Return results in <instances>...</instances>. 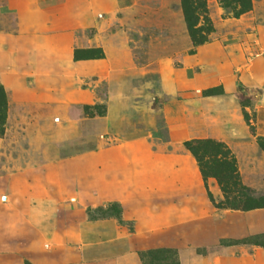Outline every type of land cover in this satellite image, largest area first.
<instances>
[{
    "label": "rangeland",
    "instance_id": "374dc122",
    "mask_svg": "<svg viewBox=\"0 0 264 264\" xmlns=\"http://www.w3.org/2000/svg\"><path fill=\"white\" fill-rule=\"evenodd\" d=\"M185 1L0 0V264H264V0Z\"/></svg>",
    "mask_w": 264,
    "mask_h": 264
},
{
    "label": "trees",
    "instance_id": "16d2710c",
    "mask_svg": "<svg viewBox=\"0 0 264 264\" xmlns=\"http://www.w3.org/2000/svg\"><path fill=\"white\" fill-rule=\"evenodd\" d=\"M190 1L191 0H186L184 2V7H185L184 11L187 14H191L193 19H196L194 17L193 9L190 5ZM218 2L220 3L221 7L224 10H228V11L230 10L232 16L235 18H239L240 15L251 11V8H252L251 0H218ZM188 28H190L189 30H192L191 27H188ZM238 90H241V88H239ZM3 103H4L3 98L1 97L0 98V112L2 110V107H4ZM251 129H252V133H254V129L253 128H251ZM183 145H184L185 149H187L192 154V156L194 158H196V161L199 164V167L201 169L200 171L203 174V176H210V177H214V178L221 177V178H218V180L221 183L224 181L225 182L231 181L232 178H235V180H237L235 160L233 158H231L229 160H225L224 162H219L218 160L215 162H212V164L214 163V166H216V168H217L216 171L209 170L208 162L204 163V158H205L206 154L205 153L203 154V151L205 149H211L212 152L220 153L221 151L220 152L218 151V150H220L219 149L220 144H217V143L212 142L210 140H202V141L197 140V141H185L183 143ZM221 153L223 154V158L228 155V152L226 153V151H223ZM221 174H222V176H219ZM226 199H229V198H226ZM218 205L221 207H226V208H231V209H241V210H248V209H251L254 207H264V203L255 204V205L249 204L248 197L241 198L239 203L238 202H232L230 200H225L224 203L220 202ZM96 211H100L104 216H109L111 213L113 214V212L115 210H113V208H112V209H110L108 211H104V212L101 209L96 210ZM109 212H110V214H109Z\"/></svg>",
    "mask_w": 264,
    "mask_h": 264
},
{
    "label": "crops",
    "instance_id": "0c3cea01",
    "mask_svg": "<svg viewBox=\"0 0 264 264\" xmlns=\"http://www.w3.org/2000/svg\"><path fill=\"white\" fill-rule=\"evenodd\" d=\"M255 17V16H254ZM256 40L253 45V50L256 52L253 59L242 64L239 80L242 84L252 87H257L264 90V16L257 15L255 17ZM229 81V82H228ZM226 91H230L233 87L232 81L224 82ZM257 130L264 132V104L256 107Z\"/></svg>",
    "mask_w": 264,
    "mask_h": 264
}]
</instances>
